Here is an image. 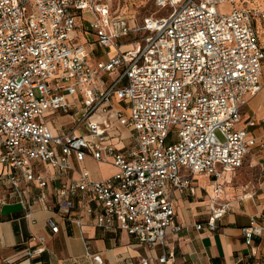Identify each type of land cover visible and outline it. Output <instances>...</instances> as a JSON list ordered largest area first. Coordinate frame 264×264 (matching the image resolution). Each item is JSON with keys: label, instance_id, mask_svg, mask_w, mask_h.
<instances>
[{"label": "built area", "instance_id": "1", "mask_svg": "<svg viewBox=\"0 0 264 264\" xmlns=\"http://www.w3.org/2000/svg\"><path fill=\"white\" fill-rule=\"evenodd\" d=\"M226 1L229 9L219 12ZM242 1L151 0L155 12L132 26L133 15L113 16L102 0H0V181L25 217L34 207L49 209L43 165L56 177L75 173L54 191L62 220L80 225L70 216L79 207L103 230L119 228L163 247L169 232L184 228L175 217L176 195H194L190 174L206 173L214 179L210 214L193 227L216 230L228 210L219 201L221 172L239 167L250 148L264 149V97L259 118L241 117L245 96L264 91V42L254 24L264 21V8ZM84 8L99 15L88 24L96 43L113 49L93 64L70 40L76 11ZM113 99L127 102L126 116ZM95 113L106 116L98 121ZM53 114H70L69 128L53 133ZM112 115L133 132L127 151L112 141ZM85 157L111 164L114 173L91 178L73 165ZM45 224L58 232L53 216ZM262 229L251 218L241 228L245 243ZM33 238L26 258L44 249L45 236ZM156 260L175 264L163 250Z\"/></svg>", "mask_w": 264, "mask_h": 264}, {"label": "crops", "instance_id": "2", "mask_svg": "<svg viewBox=\"0 0 264 264\" xmlns=\"http://www.w3.org/2000/svg\"><path fill=\"white\" fill-rule=\"evenodd\" d=\"M250 6L264 8V0H260L257 4L251 3ZM82 10H88L92 14L90 19H84L87 25L99 18V15L89 8ZM111 14L114 16L124 13L112 12L111 9ZM129 23L134 26L141 22L134 16ZM254 24L259 41L264 42V21L257 20ZM76 29L78 30L75 31ZM82 30L83 34L90 36L86 42L74 40V37L80 34L76 21L75 28L70 33V40L72 44L81 45L84 48L85 57L90 64L113 53V49L104 51L96 43L93 29L91 32ZM87 45H89L88 49ZM96 50L97 54H94ZM263 97L264 91L253 97L245 96L247 102L254 99V110L248 113L243 107L241 111L243 120L251 116L256 119L260 117L259 103ZM50 117L52 123L49 127L53 133L68 129L72 120L70 114H53ZM59 118H65V120L58 123ZM254 131L259 134L257 126ZM117 137L112 134V141L115 142ZM114 144L122 151H127L132 147L133 140L123 145L116 142ZM87 160L96 162L90 157H85L81 163L73 160V165L84 167L93 179L110 176L115 171L111 164L97 162L109 166L111 170L103 176L93 177L83 165V162ZM262 161H264V149L252 147L245 154L239 167L221 172L218 182L222 185L223 194L219 201L228 203V210L214 231L206 227L199 230L193 227L196 223L204 222L210 214L214 179L206 173L190 174L195 186L194 195L178 194L173 203L176 221L184 228L178 233L169 232L163 247L139 243L119 228L103 230L95 225L93 215H88L79 207L72 209L70 216L78 218L80 225L71 220H62L56 214L54 191L59 186L67 184L69 176H75V173H70L66 177H56L51 168L42 165L40 169L48 178L49 209L34 207L30 217H25L26 210L21 202L8 197L7 188L0 181V264H140L141 258L148 259L149 264H160L156 257L162 250L174 257L175 264H264V219L261 217L264 213V174L260 173ZM244 165H248L249 168ZM242 168H245L244 174L250 175L251 179L236 186L233 180L238 177ZM230 172H235L236 176L222 179L225 173ZM199 175L205 177L207 182L198 183ZM87 204H94V202L87 201ZM48 215L53 216L59 223L58 232L52 233L46 226L45 217ZM251 218H255L257 224L263 229L260 235L254 236L252 241L246 244L241 228L248 225ZM31 234L45 236L42 243L44 249L26 258L23 255L26 247L37 245L35 238L28 240Z\"/></svg>", "mask_w": 264, "mask_h": 264}, {"label": "rangeland", "instance_id": "3", "mask_svg": "<svg viewBox=\"0 0 264 264\" xmlns=\"http://www.w3.org/2000/svg\"><path fill=\"white\" fill-rule=\"evenodd\" d=\"M103 1H106L111 5L112 12H116V13L123 12L124 14L126 13L127 15H133V16H135V18L139 22H141L146 15L153 14L155 12V9H156L151 4V0H103ZM259 2H260V0H247V1L244 0V1H242V4L244 6H250L251 3L257 4ZM238 3H240V0ZM229 7H230V3L227 1L217 4V9L219 12L227 11L229 9ZM160 12H164V11L161 10ZM157 13H158V11H157ZM91 16H92V14L88 10L76 11L75 21H76V24L79 26L80 34H77V37H74V40L76 39L79 42L84 43V42H86L87 39L90 38L89 35L83 34L82 29H86V30L91 32V29L88 27L87 23L84 20L85 18L90 19ZM77 30L78 29H76L75 31H77ZM132 35L136 36V33H133ZM88 46L89 45H87V49H88ZM125 48L129 49V48H131V46H126ZM94 54H97V50ZM262 71L264 73V65H263ZM126 103H127L126 101L122 102V101H116L115 99H113L114 108H120L121 110H123V113L125 116L127 115V108H125ZM244 107L248 113H252V111L254 110V99L248 101L244 105ZM103 116H106V114L99 115V113H95L93 115V118H95L99 121V120L104 119ZM47 119H48V125L51 126L52 118L47 116ZM64 120H65V118H59V119H57V122L58 123L63 122ZM110 120L112 121L111 122L112 126L110 128V132H111V135L115 134L118 136L117 139H115V142L117 144H120V145L127 144L129 141L132 140L131 135L133 134V132L130 129L122 126L119 123V121L115 118L114 115L110 116ZM216 134L220 139H222V137L218 131H216ZM83 165H85V167L89 170L90 174L93 177L94 176H97V177L103 176L106 172L111 170V168L107 165H102V164H99L97 162H93L90 160L83 162ZM244 166L249 168L248 165H244ZM0 168H1V164H0ZM244 170H245V168H242L240 171L241 173H238V177L233 180L234 185L237 186V185H239L241 183H245L251 179L250 175L246 176L244 174ZM233 176H236L235 172H230L227 174L225 173L223 175L222 179L228 178V177H233ZM197 179H198V183L207 182V179L201 175L197 176Z\"/></svg>", "mask_w": 264, "mask_h": 264}, {"label": "bare ground", "instance_id": "4", "mask_svg": "<svg viewBox=\"0 0 264 264\" xmlns=\"http://www.w3.org/2000/svg\"><path fill=\"white\" fill-rule=\"evenodd\" d=\"M263 8V7H262Z\"/></svg>", "mask_w": 264, "mask_h": 264}]
</instances>
